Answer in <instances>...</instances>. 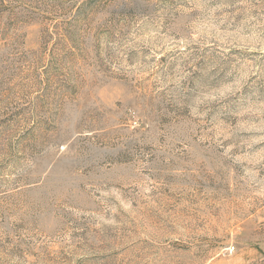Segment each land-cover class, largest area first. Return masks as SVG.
<instances>
[{"label":"rangeland","instance_id":"1","mask_svg":"<svg viewBox=\"0 0 264 264\" xmlns=\"http://www.w3.org/2000/svg\"><path fill=\"white\" fill-rule=\"evenodd\" d=\"M0 264H264V0H0Z\"/></svg>","mask_w":264,"mask_h":264},{"label":"built area","instance_id":"2","mask_svg":"<svg viewBox=\"0 0 264 264\" xmlns=\"http://www.w3.org/2000/svg\"><path fill=\"white\" fill-rule=\"evenodd\" d=\"M233 248V246L230 247V249Z\"/></svg>","mask_w":264,"mask_h":264}]
</instances>
